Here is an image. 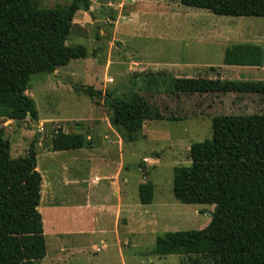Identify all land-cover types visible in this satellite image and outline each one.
Instances as JSON below:
<instances>
[{"label":"rangeland","instance_id":"1","mask_svg":"<svg viewBox=\"0 0 264 264\" xmlns=\"http://www.w3.org/2000/svg\"><path fill=\"white\" fill-rule=\"evenodd\" d=\"M89 1L88 11L75 14L67 42L83 45L87 57L71 60L53 75L31 76L25 94L35 104L37 120L0 118L11 157L33 147L42 177L38 212L46 251L30 264H187L184 256H157L155 239L166 232L202 229L213 206L177 202L173 168L188 166L190 146L211 138L214 116L264 114V96H173L168 79L264 81V17L217 16L179 0ZM70 2L33 3L48 9ZM242 43L262 49L261 68L223 67L224 50ZM206 62L212 67L196 65ZM148 79H158L156 87L148 86ZM81 87L114 98L138 92L166 113L185 117L145 121L138 140L124 143L109 123L103 99L89 98ZM58 128L83 134L90 147L51 151ZM114 176L125 204L117 222ZM146 182L154 186L153 200L140 205L138 186Z\"/></svg>","mask_w":264,"mask_h":264},{"label":"trees","instance_id":"2","mask_svg":"<svg viewBox=\"0 0 264 264\" xmlns=\"http://www.w3.org/2000/svg\"><path fill=\"white\" fill-rule=\"evenodd\" d=\"M34 0H0V118L37 120L26 96L31 76L51 74L71 60L87 57L83 45H68L74 16L88 11L89 0L37 8ZM186 7L217 16L264 17V0H179ZM36 6H35V5ZM262 49L242 43L224 50L223 65L260 67ZM214 68H211L213 71ZM158 79H148L155 86ZM80 90L103 99L109 123L124 143L138 140L145 121H177L138 92L112 97L91 87ZM169 95L249 94L264 96V81H234L207 77H169ZM185 117V116H184ZM181 117V118H184ZM80 133L58 128L50 140L53 152L89 148ZM190 164L173 168L172 194L186 205L213 206L210 221L200 230L166 232L157 236V256H184L187 264H264V114L217 115L211 138L189 148ZM42 177L36 152L12 158L10 143L0 129V264H30L46 251L38 212ZM154 186H138V203H152Z\"/></svg>","mask_w":264,"mask_h":264},{"label":"crops","instance_id":"3","mask_svg":"<svg viewBox=\"0 0 264 264\" xmlns=\"http://www.w3.org/2000/svg\"><path fill=\"white\" fill-rule=\"evenodd\" d=\"M187 65H190V63H188ZM198 67H200V68H202V67H212V65L209 63V62H206V63H203V64H199V63H197L196 64ZM185 67V66H184ZM223 67H227V68H241V69H253V68H261V67H238V66H224L223 65ZM233 80V79H232ZM242 81V80H241ZM244 81H247V80H244ZM81 150V149H80ZM75 151H77V150H75ZM64 152H67V151H64ZM85 156H88V155H85ZM115 177L116 176H114V181H113V183H114V186H115V188H116V191H115V188H114V190H113V194L115 195V196H117V201H118V205H117V207H116V211H115V217H114V219L116 218V222H117V218H118V214H120L121 213V208L122 207H125V204H124V202H123V200L121 199V196H120V192H119V183H118V181L115 179ZM96 179V178H95ZM87 188V187H86ZM86 208L88 207L87 206V204H85L84 205ZM90 210H92V208L91 207H88ZM105 212V211H104ZM114 222H115V220H114ZM116 226V231H117V225H115ZM118 234V233H117Z\"/></svg>","mask_w":264,"mask_h":264},{"label":"water","instance_id":"4","mask_svg":"<svg viewBox=\"0 0 264 264\" xmlns=\"http://www.w3.org/2000/svg\"><path fill=\"white\" fill-rule=\"evenodd\" d=\"M51 75H53V72L51 73Z\"/></svg>","mask_w":264,"mask_h":264}]
</instances>
